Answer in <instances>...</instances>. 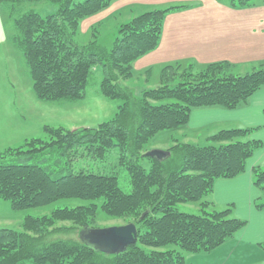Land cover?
Masks as SVG:
<instances>
[{
    "label": "trees",
    "instance_id": "obj_1",
    "mask_svg": "<svg viewBox=\"0 0 264 264\" xmlns=\"http://www.w3.org/2000/svg\"><path fill=\"white\" fill-rule=\"evenodd\" d=\"M34 1L39 0L0 3L6 4L18 31L14 42L22 51L35 96L45 101L81 99L92 68L99 64L102 95L122 101L114 116L96 127L65 130L45 126V131L55 138L54 144L72 152L84 150L97 160H104L115 148L119 163L128 171L131 191L124 192L114 174L0 161V200L8 201L12 210L41 208L66 199L91 201L57 207L48 215H27L23 231L0 228V264L23 260L33 264H184L185 253L209 252L232 237L246 221L233 217L230 207L206 211L209 201L203 199L211 195L216 180L231 179L245 171L246 160L262 145L250 138L254 128L219 129L207 136L212 142L209 145L173 139L165 157L146 156L151 159L148 171L138 161L145 157L146 146L158 132L185 127L192 109H231L244 104L264 87V65L243 75L233 74L227 61L209 63L200 72L187 65L183 80L171 86L167 72L174 66L167 64L161 69L157 87L135 95L124 81L133 77V63L158 47L165 13L176 7L145 11L121 23L112 45L104 48L95 40L78 44L74 38L81 19L113 0H47L57 5L55 12L17 14L20 4ZM250 1L230 3L248 6ZM252 173L254 184L263 193L264 165L252 167ZM186 202H198L202 213L181 212L175 207ZM255 205L263 209L264 198ZM100 213L135 223L136 242L115 255L84 244L76 233L91 226ZM57 220H72L81 226L74 230L56 225ZM167 245L175 247L158 249Z\"/></svg>",
    "mask_w": 264,
    "mask_h": 264
},
{
    "label": "rangeland",
    "instance_id": "obj_2",
    "mask_svg": "<svg viewBox=\"0 0 264 264\" xmlns=\"http://www.w3.org/2000/svg\"><path fill=\"white\" fill-rule=\"evenodd\" d=\"M225 1L230 2V0ZM258 1L252 0L251 3L257 4ZM219 4L221 3L218 0H113L108 6L81 19L78 34L74 39L78 44H86L95 40L100 46L109 48L117 36V29L121 23L127 22L145 11L176 7L169 9L165 13L162 34L158 44V47H162L160 45H166L170 41L171 34L176 29L185 30L188 21L193 20L194 16L201 13H211L217 10ZM56 9L57 5L47 0L23 2L17 8V14L34 10L44 16L55 12ZM12 21L6 4L0 3V161L6 163H37L57 171L83 168L88 171L114 174L117 177L120 188L124 192L129 193L131 184L128 171L119 163L118 151L115 148L107 153L104 160H97L90 155H86L84 150L72 152V149L54 144L55 138L44 129L45 126L62 127L65 130L79 127H96L100 122L114 116L122 101L102 95L100 91V82L102 80L100 65L96 64L92 68V74L83 98L74 101L40 100L32 90V80L22 51L13 40L18 31ZM190 55V52L182 50L168 51L165 47L164 51L157 56H151L152 59L149 61L137 63L136 66L133 64L134 75L132 78L125 80L124 84L130 87L135 95H138L145 88L157 87L160 83L161 69L167 64H172L174 67L167 72V78L172 79L169 84L174 86L177 81L183 80L184 74L189 70L187 65L193 64V72H200L207 66L208 63L188 61ZM176 59L180 62L179 66L175 63ZM146 64H148L147 66L150 69V73L147 74L146 70L142 68ZM257 64L250 65L248 63V65L244 66L232 64L231 72L243 75L264 65V63L261 65ZM162 102L165 101L156 103ZM217 130L219 129L204 128L199 132V137H196L195 141L189 139L187 142L198 145L212 144V142L207 140V136ZM169 131L175 132L176 130L158 132L146 146V150L168 148L172 144V140L170 141L166 136ZM174 138L180 140L178 137ZM250 138L253 137L251 136ZM18 148H20L21 152H17ZM138 163L147 171L151 167V159L146 156L139 159ZM262 197L264 198V192L261 197L259 196L254 200L256 210L264 211V208L259 209L255 205V203L261 202ZM203 201H209L207 207H205L208 212L220 211L230 207L233 217L246 220L244 216L239 215L234 204H217L213 201L211 195L204 197ZM90 202L82 199H66L41 208H28L16 211L11 209L8 201L0 200V228L23 231L22 223L27 215H48L57 207H75L87 205ZM175 207L181 212L202 213L198 202L178 203ZM126 223H128L127 220L123 218H107L100 213L91 226L104 227ZM63 224L73 227L74 230L81 226L79 222L72 220H57L56 222V225ZM76 234L78 235V233ZM263 243L264 239L257 244L239 246L234 251L220 250L221 254L216 260L213 259V256L205 257L198 253H185L184 264H264ZM174 247L173 245H167L158 249L165 250ZM144 249L149 251L152 248L144 247ZM17 264H33V262L31 260H23Z\"/></svg>",
    "mask_w": 264,
    "mask_h": 264
},
{
    "label": "crops",
    "instance_id": "obj_3",
    "mask_svg": "<svg viewBox=\"0 0 264 264\" xmlns=\"http://www.w3.org/2000/svg\"><path fill=\"white\" fill-rule=\"evenodd\" d=\"M218 1L221 4L217 10L194 16L193 20L188 21L185 30L179 28L171 34L166 45L161 44L162 47H157L133 64L136 66L137 63L149 61L151 56H157L165 47L168 51L190 52L188 61L203 64L214 61H227L231 66L264 63V0H259L257 4L251 3V0L248 6H235L229 1ZM177 60L175 63H180ZM147 65L142 68L149 69ZM189 65L193 66L192 63ZM208 127L214 130L254 128L250 137L262 143L246 160L244 172L231 179H218L214 183L211 193L213 201L220 205L234 204L239 215L246 218L245 225L224 244L209 252L198 253L205 257L213 256L216 260L221 254L220 250L234 251L239 246L257 244L264 239V211L254 207V200L261 197L262 192L253 183L252 173V167L264 163V87L236 108L212 106L192 109L188 124L175 132L169 131L166 136L170 141L174 137L184 142L189 139L195 141L199 132Z\"/></svg>",
    "mask_w": 264,
    "mask_h": 264
},
{
    "label": "water",
    "instance_id": "obj_4",
    "mask_svg": "<svg viewBox=\"0 0 264 264\" xmlns=\"http://www.w3.org/2000/svg\"><path fill=\"white\" fill-rule=\"evenodd\" d=\"M168 154L165 149L148 150L145 156L163 158ZM79 239L101 253L115 255L124 252L127 247L137 240V227L129 222L122 225L104 227L85 226L78 231Z\"/></svg>",
    "mask_w": 264,
    "mask_h": 264
}]
</instances>
